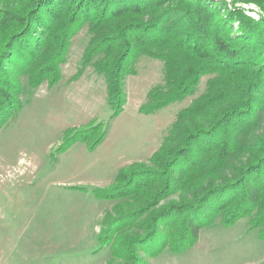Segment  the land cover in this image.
<instances>
[{"label":"trees","instance_id":"1","mask_svg":"<svg viewBox=\"0 0 264 264\" xmlns=\"http://www.w3.org/2000/svg\"><path fill=\"white\" fill-rule=\"evenodd\" d=\"M238 1L264 8V0H0V125L22 105L19 73L30 89L56 82L83 23L92 35L75 76L93 63L116 113L142 55L164 61V82L149 90L140 110L194 93L210 75L176 115L152 166L122 170L112 188L118 197L132 194L135 204L119 206L106 232L117 221L144 220L142 231L126 229L112 242L129 264H138V246L160 235L162 224L151 254L187 248L217 218L231 224L255 213L252 225L264 221V15L252 16ZM168 192L178 198L161 204Z\"/></svg>","mask_w":264,"mask_h":264},{"label":"rangeland","instance_id":"2","mask_svg":"<svg viewBox=\"0 0 264 264\" xmlns=\"http://www.w3.org/2000/svg\"><path fill=\"white\" fill-rule=\"evenodd\" d=\"M236 5L254 17L264 15L259 2ZM91 35L88 23L79 25L56 82L45 79L30 89L27 74L17 77L25 87L22 105L0 125V264H129L123 251L113 253L112 242L126 229L142 231L144 220L117 221L106 232L119 206L135 204L132 194L118 197L122 192L112 188L122 170L135 163L152 166L178 112L206 88L208 74L194 93L154 111L140 110L149 90L164 82V61L142 55L126 78L127 100L116 113L105 76L93 63L75 76ZM259 113L264 117V109ZM177 198L168 192L161 204ZM257 219L255 213L231 224L217 218L187 248L151 254L162 224L160 235L138 246V264H264V221L252 225Z\"/></svg>","mask_w":264,"mask_h":264}]
</instances>
